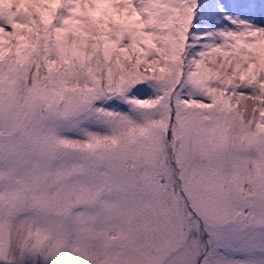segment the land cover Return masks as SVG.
<instances>
[{
    "label": "snow or ice",
    "instance_id": "6c2138e0",
    "mask_svg": "<svg viewBox=\"0 0 264 264\" xmlns=\"http://www.w3.org/2000/svg\"><path fill=\"white\" fill-rule=\"evenodd\" d=\"M0 264H264V0H0Z\"/></svg>",
    "mask_w": 264,
    "mask_h": 264
}]
</instances>
